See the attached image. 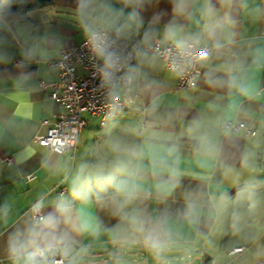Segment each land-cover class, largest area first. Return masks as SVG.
<instances>
[{"label": "clouds", "instance_id": "clouds-1", "mask_svg": "<svg viewBox=\"0 0 264 264\" xmlns=\"http://www.w3.org/2000/svg\"><path fill=\"white\" fill-rule=\"evenodd\" d=\"M26 7L0 0L14 96L63 55ZM75 15L99 139L47 150L35 198L0 203V264H264V0H77ZM14 116L0 111V149L19 143Z\"/></svg>", "mask_w": 264, "mask_h": 264}, {"label": "crops", "instance_id": "crops-1", "mask_svg": "<svg viewBox=\"0 0 264 264\" xmlns=\"http://www.w3.org/2000/svg\"><path fill=\"white\" fill-rule=\"evenodd\" d=\"M76 3L77 0H53L50 5L28 11V23L40 34L54 36L57 51L79 43L83 38L77 31ZM259 28L264 31V25H260ZM10 51L18 58L17 43H12ZM51 60L41 65L43 75L39 81L40 91L14 96L12 94L14 90L10 87L11 79L7 76L0 78V111L6 108L14 110L15 130L19 140L15 149H0V163L3 165L0 167V203L7 198H14L16 206L21 210H24V205L34 199L37 192L44 187L41 161L44 153L50 148L42 144L41 136L53 124L57 114L65 110L52 98L51 87L41 84V81L50 82L58 79V70L50 63ZM82 116L87 123L78 135L76 147L68 148L76 155L84 152L89 145L99 139L100 135L97 131L100 117L87 111H84ZM18 150L31 156V159L21 166L19 174H15L7 165ZM28 174H33L36 179L33 177L29 179Z\"/></svg>", "mask_w": 264, "mask_h": 264}, {"label": "built area", "instance_id": "built-area-1", "mask_svg": "<svg viewBox=\"0 0 264 264\" xmlns=\"http://www.w3.org/2000/svg\"><path fill=\"white\" fill-rule=\"evenodd\" d=\"M58 53L63 54L62 58L50 61L58 70V79L41 84L51 87L52 98L65 110L57 114L42 134L41 142L54 151H63L76 147L78 135L87 123L82 116L84 111L98 115L101 124L107 109L102 94L97 91L99 81L93 79L84 41L63 47ZM189 83L190 87L195 85L194 80ZM27 177L30 179L33 174Z\"/></svg>", "mask_w": 264, "mask_h": 264}, {"label": "trees", "instance_id": "trees-1", "mask_svg": "<svg viewBox=\"0 0 264 264\" xmlns=\"http://www.w3.org/2000/svg\"><path fill=\"white\" fill-rule=\"evenodd\" d=\"M53 3V0H27L26 10L30 11L32 9L50 5Z\"/></svg>", "mask_w": 264, "mask_h": 264}]
</instances>
